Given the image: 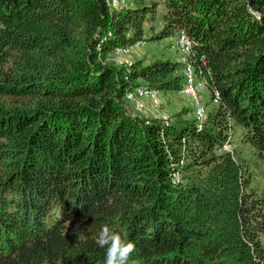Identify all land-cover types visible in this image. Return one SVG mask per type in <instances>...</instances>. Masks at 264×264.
I'll return each mask as SVG.
<instances>
[{"label": "trees", "instance_id": "trees-1", "mask_svg": "<svg viewBox=\"0 0 264 264\" xmlns=\"http://www.w3.org/2000/svg\"><path fill=\"white\" fill-rule=\"evenodd\" d=\"M181 35L204 119L131 118L125 95L181 93L183 64L115 50ZM258 173L264 0H0V264H105L106 224L135 264H264Z\"/></svg>", "mask_w": 264, "mask_h": 264}, {"label": "rangeland", "instance_id": "rangeland-1", "mask_svg": "<svg viewBox=\"0 0 264 264\" xmlns=\"http://www.w3.org/2000/svg\"><path fill=\"white\" fill-rule=\"evenodd\" d=\"M130 60H143L145 63L155 61L157 59H168L173 62H180L181 52L172 39H165L155 43H146L141 47H131L130 53L127 56ZM159 102L156 105L145 101L144 108L138 112L137 120L140 122L145 117H168L178 112L183 113L184 116H192V102L190 98L183 95L180 92H169L165 95H159ZM6 100L9 106H14L19 98H3ZM209 94L207 91L202 93L201 102L205 108H209L212 103L209 102ZM122 105L127 109H132V105L126 101H122ZM231 145H225L224 149H231ZM258 183L264 187V176L258 173ZM71 228L81 234L83 228V222H76Z\"/></svg>", "mask_w": 264, "mask_h": 264}, {"label": "built area", "instance_id": "built-area-1", "mask_svg": "<svg viewBox=\"0 0 264 264\" xmlns=\"http://www.w3.org/2000/svg\"><path fill=\"white\" fill-rule=\"evenodd\" d=\"M106 3L110 7H120L125 4V0H106ZM142 43H137L134 47H139ZM191 42L181 35L177 39V47L181 52L180 63L183 64V77L184 83L181 93L192 102L194 113L199 120H203L205 117V107L201 102L202 93L207 91L206 83L203 79L199 78L194 69L187 62V58L190 55ZM130 53L129 49H116L113 55V60L117 66H127L131 60L127 58ZM159 93L155 90H146L143 88H137L135 91L125 95V100L132 105V109H128L129 116L133 119L138 118V112L141 111L148 101L156 105L159 101Z\"/></svg>", "mask_w": 264, "mask_h": 264}, {"label": "clouds", "instance_id": "clouds-1", "mask_svg": "<svg viewBox=\"0 0 264 264\" xmlns=\"http://www.w3.org/2000/svg\"><path fill=\"white\" fill-rule=\"evenodd\" d=\"M95 242L105 249V264H135L131 258L136 251V244L129 239L127 232H116L106 224L101 228Z\"/></svg>", "mask_w": 264, "mask_h": 264}]
</instances>
